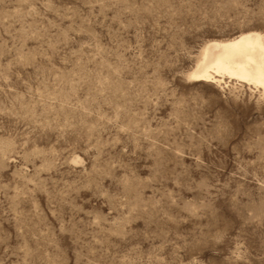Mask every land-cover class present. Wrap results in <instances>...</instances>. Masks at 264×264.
<instances>
[{
  "label": "rangeland",
  "instance_id": "374dc122",
  "mask_svg": "<svg viewBox=\"0 0 264 264\" xmlns=\"http://www.w3.org/2000/svg\"><path fill=\"white\" fill-rule=\"evenodd\" d=\"M264 0H0V264H264V93L187 76Z\"/></svg>",
  "mask_w": 264,
  "mask_h": 264
},
{
  "label": "bare ground",
  "instance_id": "6f19581e",
  "mask_svg": "<svg viewBox=\"0 0 264 264\" xmlns=\"http://www.w3.org/2000/svg\"><path fill=\"white\" fill-rule=\"evenodd\" d=\"M195 61L187 73L190 80L218 84L228 76L254 84L264 93V33L259 30L211 38L203 43Z\"/></svg>",
  "mask_w": 264,
  "mask_h": 264
},
{
  "label": "snow or ice",
  "instance_id": "6c2138e0",
  "mask_svg": "<svg viewBox=\"0 0 264 264\" xmlns=\"http://www.w3.org/2000/svg\"><path fill=\"white\" fill-rule=\"evenodd\" d=\"M190 78H194V77H190ZM186 260H187V264H202V259L200 257L199 252L197 251H192L191 253H189Z\"/></svg>",
  "mask_w": 264,
  "mask_h": 264
}]
</instances>
